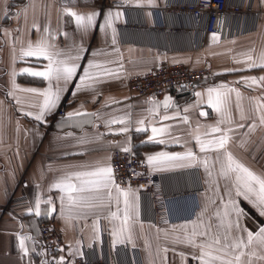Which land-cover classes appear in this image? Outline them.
<instances>
[{
  "label": "crops",
  "instance_id": "obj_1",
  "mask_svg": "<svg viewBox=\"0 0 264 264\" xmlns=\"http://www.w3.org/2000/svg\"><path fill=\"white\" fill-rule=\"evenodd\" d=\"M169 1L194 0H0V264H38L42 220L54 222L64 241L62 254L69 259L85 255L111 264H197L193 257L200 255L198 246L206 241L197 234L192 237L196 246L189 244L192 230L211 225L213 233L219 229L225 234V226L237 220L227 191L240 211L239 227L226 233L228 243H247V231L255 234L264 227L261 208L235 195L234 184L221 174L217 153L201 152L195 140L197 135L204 139L212 127L231 129L228 152L264 177V124L259 120L264 113L254 107V101L264 97V84L240 82L264 76V67H247L249 54L257 65H264V0H228L250 2L253 12L229 16L228 34L234 35L217 36L216 41L204 31L201 17L158 13ZM73 12L98 15L85 30L76 26ZM42 38L51 45L50 52L59 53L56 59L74 62L78 69L68 82L53 80L52 90L62 89L60 98L43 121H37L43 97L25 89L44 90L49 82L23 70L44 71L49 61L23 57L22 52ZM164 63L210 68L212 78L193 89L181 86L153 98L130 91V76ZM90 65L118 68L119 77L77 87ZM222 84L240 93L239 108L236 93H230L225 116L208 104L207 96V89ZM259 102L264 105V100ZM61 106L66 114L56 119ZM202 111L207 115L201 116ZM69 112L94 115L69 119ZM121 118L123 123L109 124ZM122 127L127 131L115 134ZM153 127L166 128L156 134L164 143L148 142ZM131 145L146 160L159 152L190 151L195 157L174 165H149L158 190L169 194L164 201L167 222L156 224L151 200L135 190H125L134 202L124 223L123 196L117 207L105 189L89 185L93 190L74 193L76 202L70 204L66 187L55 188L70 173L111 167L112 149ZM71 182L78 183L74 177ZM22 198L27 202H14ZM13 203V209L3 213ZM20 237H29L24 241L26 252L20 248ZM242 251V264H264L260 240ZM236 254L239 251L233 250Z\"/></svg>",
  "mask_w": 264,
  "mask_h": 264
},
{
  "label": "snow or ice",
  "instance_id": "obj_2",
  "mask_svg": "<svg viewBox=\"0 0 264 264\" xmlns=\"http://www.w3.org/2000/svg\"><path fill=\"white\" fill-rule=\"evenodd\" d=\"M71 16L75 19V24L78 28L87 29L92 26L94 22V17L98 15L97 13H90L87 16L77 15L76 13H70ZM119 15V14H117ZM35 27V26H34ZM218 39L215 33L212 34V40L216 41ZM51 45H49L48 40L42 38L36 45H28V50L22 52L23 57H33L37 60L41 58L47 59L49 62L46 65L44 71H35L30 69L23 70V74L30 75L35 78L45 79L49 82V87L40 90L36 88L25 89V91L35 94L37 96L43 97V102L40 105L39 114L35 115L37 121H43L47 112L51 111L55 107L56 102L60 98V91L62 89L57 88L56 91L52 90L51 84L53 80L68 82L76 76L78 65L76 63H69L65 60L56 59L59 53L50 52ZM248 60L250 61L247 64L249 69L256 67H264V65H257L255 61L252 60L251 55H248ZM115 63V62H113ZM119 69L118 68H109L106 65H90L89 70H85L83 75L80 77V80L77 84V87L90 86L89 81L100 82L107 78H118ZM243 83L249 84V86H255L257 83L264 84V76L262 77H245L242 78ZM235 92L237 97V107L239 108V98L240 93L238 90L229 88L227 85L222 84L216 88L207 89L208 104L212 106L217 112H220L222 116L227 114L228 104L230 103V93ZM197 96L201 95L200 93L196 94ZM260 100H264V97H260L254 101V107L256 110L264 113V105L260 104ZM167 107V103H165ZM27 115H32V113H27ZM94 114L88 113H67V118L74 119L80 116H88ZM201 116H206L207 112H201ZM163 119H169V117H164ZM260 123L264 124V114L259 116ZM183 121L188 122V117L184 116ZM123 123L124 120L121 118L119 121L113 119L109 121V124ZM223 122V121H221ZM143 123V121H140ZM238 127L243 128L244 125L241 124ZM249 130L255 128V124L249 125ZM127 131L126 128H120L118 133L121 134ZM136 131H147L144 128H137ZM166 128H156L153 127L151 132L153 133L152 137H149L148 142L152 143H164V140L156 139V134L164 133ZM231 129H222L219 126L212 127L210 132L204 133L205 138L202 139L200 135L195 137L196 143L199 146L201 152H210L215 151L217 153L216 162L220 164L221 174L225 177L226 180H231L235 187V195L242 196L244 199L251 200L254 204L261 208V215H264V177L255 174L252 170L246 167L244 164L236 160L232 153L227 150V143L230 139L228 132ZM210 137V138H208ZM122 151H128V149H122ZM186 158L194 159L192 152L187 153H165L159 152L147 157V163L153 167H160L162 165H174L175 162L184 160ZM207 164V161H204ZM78 183H72V178ZM64 180L67 183H64ZM60 183L55 185V188L60 189L66 187L68 192V201L70 204L75 203L74 193H84L86 191H92L93 188L86 186H94L95 190L103 188L106 190L110 200H114L119 207L120 198L123 196L124 204V223L128 222V209L133 206L134 197L128 191L120 189L118 185L113 184V169L111 167H100L96 166L91 171L86 172H74L70 173L67 177L64 178ZM115 191V196L113 197L112 193ZM227 190V185H226ZM229 196V204L231 205L230 211L235 212L237 220L234 222H229L225 226V234H221L219 229L215 233L211 231L212 226L207 225L203 230L199 229L197 226L192 230L191 236L188 238L187 242L189 244L195 245V241L192 237L197 234L205 238L206 242L201 243L198 247L200 248V255L194 256L193 259L197 261V264H242L241 257L245 255L242 251L244 247L252 244L255 240H260L264 243V227L259 228V230L254 234L252 231H247V243L243 239H238L231 243H228V236L226 235L227 231L232 227H239L238 219L240 211L236 208V203L234 199H231L232 192L227 191ZM37 208L39 204L37 202ZM54 211V209H53ZM227 214V213H226ZM116 216V213L112 214ZM221 238L225 241L221 244ZM29 239V237H20V248L22 251H27L25 249L24 241ZM233 250L239 251V254L233 255ZM216 252V255H213V252ZM61 259V264L63 258Z\"/></svg>",
  "mask_w": 264,
  "mask_h": 264
},
{
  "label": "built area",
  "instance_id": "obj_3",
  "mask_svg": "<svg viewBox=\"0 0 264 264\" xmlns=\"http://www.w3.org/2000/svg\"><path fill=\"white\" fill-rule=\"evenodd\" d=\"M158 13L191 14L196 18H203L204 31L215 33L221 38L228 34L227 21L229 16H246L253 12L250 2L246 4H230L228 0H194L190 2L169 1ZM212 78L210 68L194 69L190 66L176 63H164L145 74L133 75L128 79V87L131 92L142 98H153L163 95L165 92L187 86L193 89L198 84ZM55 118L63 117L65 107L61 106ZM128 149V151H122ZM111 168L113 169V183L123 190L138 191L141 196L148 197L154 208L153 221L162 224L168 221L164 201L169 194L163 193L157 188V179L151 172L147 160L138 155L131 146L115 147L111 151ZM27 202L26 198L16 199ZM15 203L10 204L3 213L11 211ZM23 218V217H22ZM21 219V218H20ZM41 250L38 253V264H111L105 260L90 259L85 255H79L72 259L62 254L64 241L52 220H42L40 223Z\"/></svg>",
  "mask_w": 264,
  "mask_h": 264
}]
</instances>
